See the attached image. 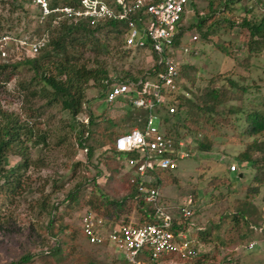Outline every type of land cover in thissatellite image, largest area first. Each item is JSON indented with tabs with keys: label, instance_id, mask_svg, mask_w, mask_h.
<instances>
[{
	"label": "rangeland",
	"instance_id": "obj_1",
	"mask_svg": "<svg viewBox=\"0 0 264 264\" xmlns=\"http://www.w3.org/2000/svg\"><path fill=\"white\" fill-rule=\"evenodd\" d=\"M38 10L26 0L13 10L10 0L0 2V37H9L0 43V64L35 55L28 42L36 39L31 38L33 31L45 20ZM185 10V33L172 54L180 71L173 95L194 99L209 87L218 90L220 102L213 125L201 119L193 123L189 117L182 121L191 130L203 127L210 143L207 151L196 149L192 136L201 135H184L187 129L181 122L161 124L189 141L190 155L178 160L173 179L164 178L158 198L176 225H187L182 235L196 254L172 255L159 264H264V130L248 136L245 120L247 112L264 116V40L248 46L247 30L240 25L242 18H261L264 0H191ZM97 36L106 51L95 56L86 46L79 63L93 67L96 60L116 78L140 76L154 65L147 50L125 49L113 31ZM31 75L24 64L0 69V128L7 121L10 125V139L3 138L8 141L0 155V264H125L112 248L88 244L79 219L89 208L112 220L145 223L136 203L126 199L113 207L106 199H124L128 191L126 167L114 158L110 140L140 124L146 113L122 98L104 102L97 85L88 82L80 110L72 116ZM81 135L85 138L80 146ZM252 140L258 144L251 154L253 164L240 167L238 155ZM85 146L91 148L89 156ZM231 163L236 172H228ZM74 188L73 198H66ZM187 198L193 212L184 218L178 206ZM51 233L63 244L58 254L46 253L55 245ZM25 255L29 258L18 262Z\"/></svg>",
	"mask_w": 264,
	"mask_h": 264
},
{
	"label": "built area",
	"instance_id": "obj_2",
	"mask_svg": "<svg viewBox=\"0 0 264 264\" xmlns=\"http://www.w3.org/2000/svg\"><path fill=\"white\" fill-rule=\"evenodd\" d=\"M34 4L40 15L58 13L70 19L86 17L90 23L112 19L124 23L123 46L130 50L144 49L155 54L158 65L153 75L137 81L114 82L103 97L111 103L122 98L131 108L142 109L146 114L140 124L123 130L113 137V156L129 172V183L134 184L137 195L151 204L156 222L132 224L106 219L98 213L85 210L79 219V229L85 240L94 245L112 248L125 264H159L163 258L174 255L189 258L195 255L191 243L182 233L173 234L172 216L159 203L156 174L173 171L178 160L188 157L187 142L172 139L162 129L163 115L175 111L167 97L174 92L178 80L177 64L172 56L177 45L175 35L191 0H80L75 6L61 5L52 9L46 0H27ZM61 14V15H60ZM184 35V34H183ZM196 39V35H191ZM8 36L0 37L2 40ZM43 40L28 42V49L36 53ZM0 44V55H4ZM236 172L234 163L227 166ZM180 215L191 216V199L178 206ZM252 244L248 245L251 248Z\"/></svg>",
	"mask_w": 264,
	"mask_h": 264
},
{
	"label": "trees",
	"instance_id": "obj_3",
	"mask_svg": "<svg viewBox=\"0 0 264 264\" xmlns=\"http://www.w3.org/2000/svg\"><path fill=\"white\" fill-rule=\"evenodd\" d=\"M25 0H10V6L13 9L22 7V3ZM27 1V0H26ZM47 6L49 9L61 6V5H69L75 6L79 3L80 0H46ZM2 2V0H0ZM29 2V1H28ZM58 13L50 12L45 16V20L43 23L39 24L31 38L41 39L43 40V45L37 50L34 56L25 57L21 61H16L13 63H3L0 64V69H5L7 67H16L19 64L27 65L29 70H31L32 81H35L40 85V88L48 87L50 92L49 96L53 100H59V103L62 108L67 109L74 116L80 110V101L83 97V91L88 82H92L96 84L99 88L100 97H104L106 93L107 87L114 82H125V81H137L138 79H145L146 74L153 75L158 69V65L154 64L151 68L145 71L140 76H130L125 75V77H111L108 75L107 71L100 62L94 61L92 63L93 67H87L85 62L79 63V58L81 57V51L86 46L92 51L95 56L102 54L106 51V44L100 37L97 36V33L101 31H113L115 34L121 37V43L123 45V32H124V23L118 20H112L110 18L99 20L95 23H90V20L86 17H82L79 19H70L62 17L56 21V25H52L53 22L58 18ZM205 20V19H204ZM201 22L196 23V27L199 30ZM240 25L246 28L248 33V46L253 44L261 43L264 40V11L261 18L256 21H248L244 18L241 19ZM48 34L47 38H40L43 35ZM185 31H182V26H179L178 33L175 35L173 40V45H177ZM196 35V34H195ZM202 35V34H201ZM198 37V36H196ZM30 38V39H31ZM35 40V39H33ZM30 40V41H33ZM124 47V46H123ZM125 48V47H124ZM250 48V47H249ZM127 49V48H125ZM130 50V49H127ZM144 50V49H139ZM136 51V50H130ZM148 54L151 55L153 60L155 61V54L151 51H147ZM180 76V71H178V79ZM8 78L6 75L5 79ZM178 82V80H177ZM231 84V82H230ZM174 92H168L167 97L170 99L171 103L175 107V111L170 115H163L162 124H168L171 120L175 122H181L183 119L187 117L191 118L193 123L198 124V119H201L203 123H210L213 125L212 114L216 111V106L219 104V95L218 90L214 88L205 87L202 89L199 96L195 97H184L183 95H173ZM245 120L248 122L249 127L246 129V133L248 136L255 135L264 130V116L260 115L258 112H247L245 114ZM181 127L187 129V134H200V138L196 139V136H192L195 141V147L199 151H207L210 148V143L207 138V135L204 133V129L202 126L195 127L194 130L189 129L187 125H181ZM163 129V128H162ZM2 132V136L0 138V155L1 148L5 146V142L3 138L8 136L10 139V125L7 121L5 125L0 128ZM165 135L171 136L172 139H179L177 134H172L169 132V129H163ZM12 135V133H11ZM114 137V136H113ZM113 137L111 138V148L110 150L113 152L112 144ZM85 137L81 135L78 144L81 146ZM254 140V139H253ZM251 141L245 149L239 153L237 158V163L240 167H246L248 165L253 164L251 159V154L256 148L258 144L254 141ZM88 156L91 154V148L85 146ZM264 147L262 146L261 149ZM1 158V156H0ZM120 163V162H119ZM123 165L122 163H120ZM122 170V166H119ZM124 168V166H123ZM175 170V169H174ZM127 171V172H126ZM125 181L128 186V191L125 195L124 199L121 200H108L105 195H103L108 202L109 205H113V207H121L125 200L128 199L131 202L137 204V207L142 212V222L145 223H154L156 222V218L154 217V209L151 207V204L146 203L143 199L137 195L136 188L134 184L129 183V174L126 169ZM172 171H161L156 174L157 178V186H162L163 181L170 176L172 177ZM165 178V179H164ZM94 179V177H93ZM173 179V177H172ZM78 187V186H77ZM76 188L69 191L66 195V198H73L75 194ZM179 209V207H178ZM95 211L93 209H86ZM98 213V212H97ZM178 213L180 214L179 210ZM101 215L100 213H98ZM102 217L109 219L106 215H101ZM50 223L53 220V211H50ZM112 220V219H111ZM114 220V219H113ZM116 221V220H114ZM175 219L172 220L171 230L173 234L184 233L187 225L178 226L175 224ZM179 224V223H178ZM201 230V229H200ZM203 232L199 233L202 234ZM55 242L53 247H50L46 253L49 254H58L62 252L60 248L63 246L62 243H59V240L56 238L55 233H51L50 235ZM86 241V240H85ZM87 242V241H86ZM204 242V241H202ZM88 243V242H87ZM90 244V243H88ZM93 246H98L94 244H90ZM193 251L194 245L190 247ZM248 250V249H246ZM196 254V253H195ZM29 255H25L19 259L18 262H22L27 260ZM85 264H94L92 261H88Z\"/></svg>",
	"mask_w": 264,
	"mask_h": 264
},
{
	"label": "clouds",
	"instance_id": "obj_4",
	"mask_svg": "<svg viewBox=\"0 0 264 264\" xmlns=\"http://www.w3.org/2000/svg\"><path fill=\"white\" fill-rule=\"evenodd\" d=\"M229 172V171H228ZM231 173H233V172H231Z\"/></svg>",
	"mask_w": 264,
	"mask_h": 264
},
{
	"label": "water",
	"instance_id": "obj_5",
	"mask_svg": "<svg viewBox=\"0 0 264 264\" xmlns=\"http://www.w3.org/2000/svg\"><path fill=\"white\" fill-rule=\"evenodd\" d=\"M239 176H240V174H239Z\"/></svg>",
	"mask_w": 264,
	"mask_h": 264
}]
</instances>
